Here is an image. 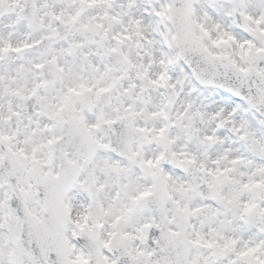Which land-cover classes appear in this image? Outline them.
Instances as JSON below:
<instances>
[{
	"label": "snow or ice",
	"instance_id": "snow-or-ice-1",
	"mask_svg": "<svg viewBox=\"0 0 264 264\" xmlns=\"http://www.w3.org/2000/svg\"><path fill=\"white\" fill-rule=\"evenodd\" d=\"M0 264H264V0H0Z\"/></svg>",
	"mask_w": 264,
	"mask_h": 264
}]
</instances>
